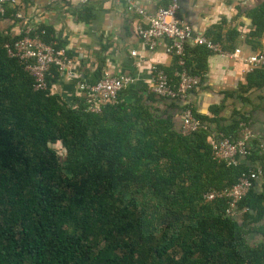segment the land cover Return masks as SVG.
I'll use <instances>...</instances> for the list:
<instances>
[{
	"label": "trees",
	"instance_id": "16d2710c",
	"mask_svg": "<svg viewBox=\"0 0 264 264\" xmlns=\"http://www.w3.org/2000/svg\"><path fill=\"white\" fill-rule=\"evenodd\" d=\"M248 14L255 29L246 41L258 49L264 3ZM42 31L44 41L65 48L53 30ZM212 32L207 37L226 51L243 35L232 28L227 37L222 25ZM9 42L0 36V264H264V242L250 239L264 233V193L251 190L241 217L227 213L228 199L205 198L246 175H264L259 139L234 166L217 160L209 141L215 134L240 139L243 124L252 128L246 114L227 125L223 106L211 117L191 103L205 127L184 135L172 111L124 101L122 91L100 112L85 110L84 99L68 106L50 91L58 69L47 89H35L26 65L9 56ZM213 53L186 45L184 68L204 82ZM174 56L175 65L162 69L178 84ZM263 86L264 67L248 88ZM159 97L181 115L179 100Z\"/></svg>",
	"mask_w": 264,
	"mask_h": 264
},
{
	"label": "crops",
	"instance_id": "0c3cea01",
	"mask_svg": "<svg viewBox=\"0 0 264 264\" xmlns=\"http://www.w3.org/2000/svg\"><path fill=\"white\" fill-rule=\"evenodd\" d=\"M134 2L145 10V15L129 11L125 0H92L88 4L24 0L18 6L10 7L5 16L0 15V36L18 40L25 36L27 26L53 30L54 36L64 43L74 65L67 73L59 75L50 91L68 106H79L85 100L80 88L82 83L96 82L106 72L127 75L133 78V83L122 90L124 101L149 105L163 112L172 111L181 126L182 118L177 109L168 107L171 101L157 99L159 95L150 90L151 68L168 69L175 65V56L167 52L170 42L161 38L154 49H149L140 33L149 18L167 7L168 0ZM263 3L264 0H180L179 9V16L192 27L194 37H207L214 33L213 28L221 25L225 34L232 28L243 33L235 42L236 52H233L235 49H224L229 56L213 53L209 57L205 80L201 87L191 92L190 98L200 113L211 117L214 116L213 107L223 106L221 115L227 125L232 123L237 112L246 114L260 141H264V86L248 88L250 75L255 70L250 68L247 60L264 51V38L262 46L256 49L247 43L246 37L255 29L254 20L248 13ZM19 13L23 18L18 17ZM179 67L183 69L180 64ZM255 190L264 193V175L256 181ZM250 239L253 244L262 243L264 233H255Z\"/></svg>",
	"mask_w": 264,
	"mask_h": 264
},
{
	"label": "built area",
	"instance_id": "2783aa9c",
	"mask_svg": "<svg viewBox=\"0 0 264 264\" xmlns=\"http://www.w3.org/2000/svg\"><path fill=\"white\" fill-rule=\"evenodd\" d=\"M24 0H0V15L5 16L10 7L18 6ZM52 2L71 3L78 1L81 4H88L92 0H50ZM120 2L121 0H113ZM129 11L145 15L143 8L138 6L134 0H125ZM180 0H168L167 7L157 16L149 18L147 26L140 29L143 43L149 49H154L161 38H167L169 45L167 52L179 56V64L183 69L176 73L179 81L173 84L166 71L160 67L153 66L152 84L150 90L159 96L179 100L183 109L181 111V131L184 135H192L202 129L204 124L195 115L191 105V92L203 84V78L191 75L184 68L185 47L191 45H203L211 49L216 54L229 56L224 51L223 45L205 36L194 37L192 27L180 16ZM23 18L22 14H18ZM38 29L27 26L25 36L9 42L5 45L8 54L12 58H17L26 65V70L34 78L35 89L45 90L48 88L47 77L53 67H56L60 75L72 69L74 62L69 56L66 48H57L55 41L46 42L43 40ZM135 54V53H134ZM235 56V54L233 55ZM250 68L254 71L264 67V51L254 54L247 60ZM133 83V78L127 75L117 76L106 72L100 80L93 83H82L81 90L85 97V110L100 112L103 105L107 103L115 104L119 102V96L123 89ZM242 137L234 140L224 135H213L209 138L213 146L214 156L221 162H226L229 166L239 165L241 159L252 154L253 146L251 142L257 138L253 129L247 124H243ZM260 148L264 152V141H261ZM263 175V171L255 172L244 176L240 182L224 190H211L205 198L209 202L219 199H228L230 206L227 213L231 216H240L244 211L239 210V204L243 201L251 190L255 187L256 181Z\"/></svg>",
	"mask_w": 264,
	"mask_h": 264
},
{
	"label": "rangeland",
	"instance_id": "374dc122",
	"mask_svg": "<svg viewBox=\"0 0 264 264\" xmlns=\"http://www.w3.org/2000/svg\"><path fill=\"white\" fill-rule=\"evenodd\" d=\"M54 146L58 148L61 153H65V149L62 147L60 142H57Z\"/></svg>",
	"mask_w": 264,
	"mask_h": 264
}]
</instances>
